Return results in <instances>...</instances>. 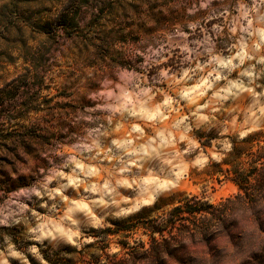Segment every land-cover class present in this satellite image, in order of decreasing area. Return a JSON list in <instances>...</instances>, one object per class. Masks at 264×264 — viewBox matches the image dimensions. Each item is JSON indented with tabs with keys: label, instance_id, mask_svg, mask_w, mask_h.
<instances>
[{
	"label": "clouds",
	"instance_id": "obj_1",
	"mask_svg": "<svg viewBox=\"0 0 264 264\" xmlns=\"http://www.w3.org/2000/svg\"><path fill=\"white\" fill-rule=\"evenodd\" d=\"M0 264H264V0H0Z\"/></svg>",
	"mask_w": 264,
	"mask_h": 264
}]
</instances>
